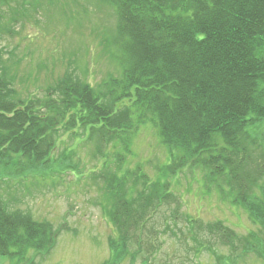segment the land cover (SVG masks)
<instances>
[{"label": "trees", "instance_id": "16d2710c", "mask_svg": "<svg viewBox=\"0 0 264 264\" xmlns=\"http://www.w3.org/2000/svg\"><path fill=\"white\" fill-rule=\"evenodd\" d=\"M105 1L117 19L119 72L101 88L66 74L53 95L14 99L11 79L0 72V177L1 171L13 176L49 169L55 136L80 129L93 143L100 167L114 164L116 172L102 177L108 216L118 233L112 253L123 257L131 232L144 227L160 206L174 204L177 218L179 198L172 187L185 170H199L207 192L215 186L230 197L234 186H253L242 176L243 154L255 144L252 128L264 124V0ZM144 123L172 155L170 163L157 167L154 180L140 173L139 165L123 168L127 139ZM107 146L113 149L111 160ZM130 183H141L135 197L127 196ZM246 196L238 192L232 200L264 223V208ZM5 207L0 202V255L20 264L29 249L48 253L54 247L56 232L47 223ZM210 230L230 233L216 225Z\"/></svg>", "mask_w": 264, "mask_h": 264}, {"label": "rangeland", "instance_id": "374dc122", "mask_svg": "<svg viewBox=\"0 0 264 264\" xmlns=\"http://www.w3.org/2000/svg\"><path fill=\"white\" fill-rule=\"evenodd\" d=\"M4 3H0V19L8 33L0 29V72L11 79L14 99L53 95L66 74L101 88L119 72L114 45L117 19L105 0ZM252 132L255 144L243 154L247 163L242 176L250 178L253 186L242 185L241 190L234 186L230 197L215 186L207 192L202 173L185 170L172 187L179 198L177 218L171 213L174 204L160 206L144 227L131 232L132 242L123 257L112 253L118 233L110 223V197L102 177L116 172L114 164L104 170L100 167L93 143L85 141L80 129L60 132L45 158L50 160L49 169L13 176L1 171L0 202L6 210L28 214L56 232V243L48 253L29 249L20 264H104L109 260L115 264H263L264 223L232 200L245 192L247 200L255 198L264 208V124ZM127 141L123 168L134 170L139 165L140 173L154 180L157 167L170 163L171 153L158 144L150 125L140 124ZM106 150L111 160L113 149L107 146ZM131 185L126 187L127 196L135 197L141 183ZM211 225L230 233L213 234ZM15 261L0 255V264Z\"/></svg>", "mask_w": 264, "mask_h": 264}, {"label": "flooded vegetation", "instance_id": "af4514ba", "mask_svg": "<svg viewBox=\"0 0 264 264\" xmlns=\"http://www.w3.org/2000/svg\"><path fill=\"white\" fill-rule=\"evenodd\" d=\"M243 264H253V263H243ZM260 264H262V263H260ZM264 264V263H263Z\"/></svg>", "mask_w": 264, "mask_h": 264}]
</instances>
